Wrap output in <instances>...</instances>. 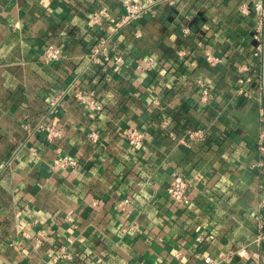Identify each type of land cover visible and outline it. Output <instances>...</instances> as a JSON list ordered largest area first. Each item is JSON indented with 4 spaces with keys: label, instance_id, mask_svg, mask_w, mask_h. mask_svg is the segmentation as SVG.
Wrapping results in <instances>:
<instances>
[{
    "label": "crops",
    "instance_id": "0c3cea01",
    "mask_svg": "<svg viewBox=\"0 0 264 264\" xmlns=\"http://www.w3.org/2000/svg\"><path fill=\"white\" fill-rule=\"evenodd\" d=\"M127 1L0 0V264H250L234 252L264 214V69L257 15L239 9L253 0H177L119 25ZM96 8L110 18L94 22ZM105 37L109 54L90 61ZM48 44L59 59L44 60ZM129 126L143 132L134 147ZM58 155L77 164L55 169ZM173 171L192 183L189 204L166 191ZM61 248L71 257L54 259Z\"/></svg>",
    "mask_w": 264,
    "mask_h": 264
},
{
    "label": "built area",
    "instance_id": "2783aa9c",
    "mask_svg": "<svg viewBox=\"0 0 264 264\" xmlns=\"http://www.w3.org/2000/svg\"><path fill=\"white\" fill-rule=\"evenodd\" d=\"M177 0H145V1H127L125 2V14L118 22L119 25L129 22L142 17L145 13L154 9L155 6L165 4L172 6ZM254 9L257 19H256V31L254 33V38L257 40L254 56L259 59L260 65L264 69V0H253V3L248 1L241 2L239 9L242 13H249L251 7ZM110 18V13L106 8H96L91 12V19L94 22H101ZM118 25V26H119ZM184 32H188V28H183ZM110 40L105 37L100 39V41L94 45L91 52L88 55V59L92 62H99L102 56H107L109 54ZM62 49L58 45L48 44L44 50L43 58L45 61H54L61 57ZM113 62L117 65L123 63V57L120 54H114L111 56ZM205 59L210 65H215L222 61V58L218 55L211 53L210 51L205 52ZM262 87H264V70L261 73ZM249 77H239L237 82L239 84V91L243 94H247L244 84L248 82ZM70 90L64 89L59 92L51 93L48 99L49 111H53L62 101L66 92ZM74 97L79 100L84 107L97 111L100 110L102 104L98 101L93 92H84L81 89L73 90ZM209 95L206 88H203L202 98L205 99ZM46 131L47 138L51 139L60 135V131L52 125H46L43 127ZM123 135L126 138L128 144L132 147L138 145L142 138L143 132L135 127L129 126L123 130ZM92 138H96V134L93 133ZM188 136L190 138H203L204 133L201 128L192 129L188 131ZM77 164L76 158L70 157L68 155H58L52 161V166L55 169H66L67 167L74 166ZM192 183L190 179L178 171L172 172V179L166 187V191L169 197L178 204H189L190 203V190ZM131 199L129 196H125L117 201L116 208L120 211H126L130 205ZM126 228V227H125ZM131 228V226H129ZM126 230V229H123ZM264 241V214L260 219L258 231L254 238L250 240L247 244L239 246L235 249V254L246 257L250 264H264V254L262 252V242ZM70 253L61 248L53 256L54 259L69 258ZM98 264H103L102 262Z\"/></svg>",
    "mask_w": 264,
    "mask_h": 264
}]
</instances>
